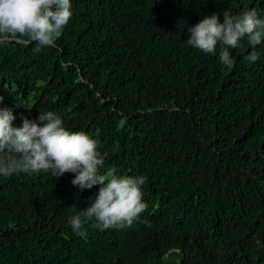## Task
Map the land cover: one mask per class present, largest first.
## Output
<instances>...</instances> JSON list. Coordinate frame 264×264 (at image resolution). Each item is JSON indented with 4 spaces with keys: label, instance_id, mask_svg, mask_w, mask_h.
I'll return each mask as SVG.
<instances>
[{
    "label": "trees",
    "instance_id": "16d2710c",
    "mask_svg": "<svg viewBox=\"0 0 264 264\" xmlns=\"http://www.w3.org/2000/svg\"><path fill=\"white\" fill-rule=\"evenodd\" d=\"M264 0H73L55 47H0V95L22 117L53 110L100 140V171L143 175L147 209L126 229L68 218L99 186L73 174L0 178V264H264V44L231 67L185 44L204 16ZM126 118L125 127L117 129ZM147 220L150 227L143 222Z\"/></svg>",
    "mask_w": 264,
    "mask_h": 264
},
{
    "label": "clouds",
    "instance_id": "9594fccd",
    "mask_svg": "<svg viewBox=\"0 0 264 264\" xmlns=\"http://www.w3.org/2000/svg\"><path fill=\"white\" fill-rule=\"evenodd\" d=\"M73 0H0V47L13 39L36 42L41 48L55 47L73 16ZM185 44L207 54H217L221 64L231 67V50L246 40L253 47L244 60L254 64L260 57L256 46L264 44V10L246 8L238 15L228 11L204 16L194 26ZM4 97L0 95V105ZM37 118L22 117L14 126L13 109L0 106V178L16 174L50 173L60 178L73 174L71 184L80 192L99 186L87 207L68 218L72 231L87 239L89 223L100 231L126 229L141 220L147 209L143 175L102 173L105 165L100 140L83 130L67 128L56 111H39ZM126 118L117 129L125 127ZM150 227L147 220L143 221Z\"/></svg>",
    "mask_w": 264,
    "mask_h": 264
}]
</instances>
